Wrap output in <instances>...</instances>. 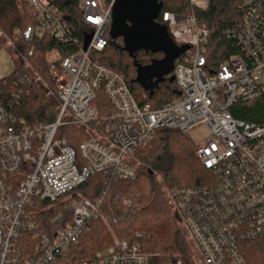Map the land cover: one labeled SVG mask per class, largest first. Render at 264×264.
Here are the masks:
<instances>
[{
    "label": "built area",
    "instance_id": "2783aa9c",
    "mask_svg": "<svg viewBox=\"0 0 264 264\" xmlns=\"http://www.w3.org/2000/svg\"><path fill=\"white\" fill-rule=\"evenodd\" d=\"M113 1L106 7L103 0H78L81 26L75 27L63 9L27 0L33 23L10 37L2 33L0 50L8 53L12 71L8 76L0 72V83L9 91L0 97V264H63L92 221L108 229L117 223L103 205L111 182L138 175L137 150L148 146L158 130L187 134L199 125L207 127L208 136L196 157L210 175L209 184L164 191L184 241L196 264H251L248 250L256 252L253 264H264V126L236 121L229 112L264 93V0L241 2L239 24L223 32L240 54L215 67L207 61L209 32L194 13L158 16L155 22L166 27L172 42L188 49L173 68L179 98L156 110L139 105L122 77L94 56L107 45ZM188 2L195 10L209 4ZM48 37L68 51L64 57L59 49L45 55L54 91L46 85L45 90L57 103L56 117L29 126L11 109L28 85L40 81L35 49ZM99 94L109 109L93 104ZM65 127L82 132L85 140L71 147ZM95 174L106 179L97 199L74 193ZM67 200L70 219L58 211L45 223L41 214ZM115 204L125 213L136 209L126 197H116ZM84 264L151 263L139 243L114 239Z\"/></svg>",
    "mask_w": 264,
    "mask_h": 264
},
{
    "label": "trees",
    "instance_id": "16d2710c",
    "mask_svg": "<svg viewBox=\"0 0 264 264\" xmlns=\"http://www.w3.org/2000/svg\"><path fill=\"white\" fill-rule=\"evenodd\" d=\"M45 1L66 11L75 27L81 26V15L77 9L78 0ZM111 1L103 0L106 7ZM153 1L161 5L159 17L164 12L181 16L194 13L198 23L209 32L206 55L210 66L215 67L228 57L240 54L238 46L233 40L224 37L223 32L232 30L239 24L242 13L238 7L243 0H209L206 10L192 9L188 0ZM32 23L33 11L29 8L27 0H0V30L4 35L10 37L15 29H24ZM105 37L106 47L94 56L109 71L122 77L139 105H149L151 109L156 110L179 98L178 87L175 81L171 80L173 70L163 76V80L152 90H145L136 82L138 66H148L154 60H161L163 58L161 53L141 50L130 56L122 50L121 37L112 39L109 31ZM51 49H59L62 57L68 55V51L62 50L52 38L40 40L33 61L40 81L28 85L25 88L27 91H23L11 109L15 116L23 118L29 126L47 124L56 117L57 103L45 90L46 85L54 91L45 58L47 51ZM183 54L174 61L173 68ZM0 89V97L4 99L9 92L8 86H2L0 83ZM96 99L93 104L101 106L103 110L107 107L109 109L103 94H99ZM229 112L236 121L264 126V93L250 101L238 102ZM64 130V136L73 148L85 140L82 132L74 128L65 127ZM196 149L197 146L185 133L167 129L156 131L153 142L137 150L135 154L146 171L138 172L134 179L118 180L109 184V196L103 205V211L116 217L117 223L108 229L100 220L92 221L89 230L64 256L63 264L88 263L96 251L106 249L112 245L114 239L132 244L139 243L142 251L149 255L151 264H166L174 260H180L183 264H193L183 233L175 223L174 214L168 211L154 182L153 174H158L168 188L206 186L209 184L210 175L199 163ZM105 184L106 179L101 174H95L76 188L74 193L80 194L83 199L94 201L103 192ZM116 197L134 200L136 209L125 213L115 204ZM69 202L70 200H67L63 205L59 204L55 209L43 212L41 215L44 222L47 223L58 211H63L64 217L69 220L71 212L66 208ZM255 253L248 250L246 255L251 264L255 261Z\"/></svg>",
    "mask_w": 264,
    "mask_h": 264
},
{
    "label": "water",
    "instance_id": "95a60500",
    "mask_svg": "<svg viewBox=\"0 0 264 264\" xmlns=\"http://www.w3.org/2000/svg\"><path fill=\"white\" fill-rule=\"evenodd\" d=\"M115 10L113 11V8ZM161 10V5L153 0H121L111 6V25L109 36L112 39L122 38L123 48L130 56L136 52L161 53L166 67L161 60H154L148 66H138L136 82L145 90H152L163 76L172 72L174 61L188 48L175 45L165 26L155 23ZM117 34H113V25ZM174 81V78L172 79Z\"/></svg>",
    "mask_w": 264,
    "mask_h": 264
},
{
    "label": "rangeland",
    "instance_id": "374dc122",
    "mask_svg": "<svg viewBox=\"0 0 264 264\" xmlns=\"http://www.w3.org/2000/svg\"><path fill=\"white\" fill-rule=\"evenodd\" d=\"M42 2H45V0H41ZM121 0H115V6L119 4ZM115 10V7L113 8V11ZM117 27L116 25L114 24L113 27H112V31H113V34H117ZM109 32H111V29H109ZM3 37H2V31L0 30V47H2V41H3ZM164 58L162 59V64L161 65H164V67H166V63L163 61ZM11 71H12V65L8 59V53L4 50H0V72L1 74H3L4 76H8L11 74ZM187 137L196 145H200L204 142V140L207 138L208 136V129L205 125H199L197 127H195L194 129L190 130L187 132ZM153 142V141H152ZM151 142V143H152ZM150 143V144H151ZM149 144V145H150ZM132 163H135V161H131ZM142 171H146V169L140 165V168H139V172H142ZM153 178H154V182L157 184L158 188H159V192H160V195L162 197V199L165 201L167 207H168V211L172 213L171 209L169 208V205L167 204V201H166V197L164 195V191L166 189H170L168 188L167 186H165L162 182V179L161 177L154 173L153 174ZM76 202H77V199L73 200L71 202V207H75L76 206ZM41 208H45V205H41L40 206ZM176 223V222H175ZM177 227L178 224L176 223ZM189 253H190V260L193 264H196L195 261H194V254L193 252L191 251V249L189 248Z\"/></svg>",
    "mask_w": 264,
    "mask_h": 264
}]
</instances>
